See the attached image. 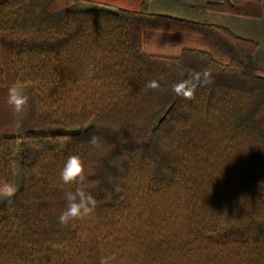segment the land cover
Segmentation results:
<instances>
[{"label": "trees", "instance_id": "16d2710c", "mask_svg": "<svg viewBox=\"0 0 264 264\" xmlns=\"http://www.w3.org/2000/svg\"><path fill=\"white\" fill-rule=\"evenodd\" d=\"M116 1L111 10L0 0V92L32 91V120L0 130V186L14 182L17 156L21 173L14 197L0 191V264H264L258 42L154 13L145 0ZM206 8L263 15L258 0ZM205 69L211 82L194 99L172 91ZM152 80L159 89L145 87ZM71 155L90 166L86 191L97 205L61 225L74 186L60 173Z\"/></svg>", "mask_w": 264, "mask_h": 264}, {"label": "rangeland", "instance_id": "374dc122", "mask_svg": "<svg viewBox=\"0 0 264 264\" xmlns=\"http://www.w3.org/2000/svg\"><path fill=\"white\" fill-rule=\"evenodd\" d=\"M145 1L149 4L150 10L152 12L159 14H167L172 16L177 15V13H174L176 10L187 9L192 4L194 6L193 8H196V10L199 8L204 9L203 10L204 12L201 14L200 12H196L194 14L180 13L179 15L189 16V18L191 19L197 18V21H201V22L222 25L231 29L235 34H237L242 38L257 41L259 44L258 48L260 47L259 49L257 48L258 52L256 51L257 57L261 60V62H263L262 64L264 65V0H258L261 2L263 7V15L262 17H260L261 18L260 20H254L257 19L254 17L236 16L231 14L225 15L221 13L210 12L206 10L207 8L205 9V4L207 0H151L150 3L149 0H145ZM213 3H218V2H213ZM118 5L119 3L116 0H76L74 4L76 8H91V7L100 6V7L110 8L111 10H115ZM164 5H168L169 8L171 7L170 10H174V12L170 13L172 11L163 10ZM1 57H2L1 65L3 71L7 73L9 69L10 53H9V47L4 42L1 44ZM19 87L21 91L29 97V104H30L32 98L31 89L30 88L24 89L21 86ZM5 91L7 92L8 89ZM5 91L0 92V124H2L0 126V130L8 133L21 132L25 128L24 127L25 123L29 120H32V116L30 115L31 113L29 111V104L23 113H19V114L14 113L12 107L7 104L8 94ZM17 120H20L21 122V126L19 128L15 127L14 125V122ZM10 124H12L11 129L5 128L7 127V125ZM13 167L15 170L13 183L18 188L20 186V181H21L18 156L14 161Z\"/></svg>", "mask_w": 264, "mask_h": 264}, {"label": "clouds", "instance_id": "9594fccd", "mask_svg": "<svg viewBox=\"0 0 264 264\" xmlns=\"http://www.w3.org/2000/svg\"><path fill=\"white\" fill-rule=\"evenodd\" d=\"M151 0H149V3ZM167 47V45L165 46ZM99 57V53H97ZM212 72L210 69H205L202 72L193 71L190 73L189 79L181 80L172 85V91L186 100L195 98V93L198 86L206 85L211 82ZM146 88L159 89L160 85L156 80L149 81ZM7 104L13 109L16 114L23 113L29 104V97L24 94L19 85H13L8 89ZM15 127L21 126L20 120L14 122ZM91 143H96L94 137ZM91 173L90 166H86L85 162L78 155H71L60 173V179L65 185L74 186L73 190L66 191L64 199L66 207L58 217L61 225H68L75 220H84L90 216L96 208L97 200L91 192L86 191V181ZM0 191L8 197L12 198L18 192V188L14 183L5 182L0 186ZM115 256L102 257L100 264H111Z\"/></svg>", "mask_w": 264, "mask_h": 264}, {"label": "crops", "instance_id": "0c3cea01", "mask_svg": "<svg viewBox=\"0 0 264 264\" xmlns=\"http://www.w3.org/2000/svg\"><path fill=\"white\" fill-rule=\"evenodd\" d=\"M222 0H207L206 1V4H205V9H206V5L208 4V3H210V2H221ZM194 6H193V4L192 5H190L187 9H181V10H176L175 12H174V10H170L171 9V7L169 8V6L168 5H164V7H163V10H166V11H172V12H170V13H177V15H176V17H181V18H187V19H191V18H189V16H182V15H179L180 13H184V14H194V13H196V12H200V14L201 13H203L204 11V9H202V8H199V9H197L196 10V8H193ZM167 8H169V9H167ZM202 9V10H201ZM206 10H208V9H206ZM208 11H210V10H208ZM210 12H213V11H210ZM214 13H219V12H214ZM221 14H223V13H221ZM225 15H230V14H225ZM173 16H175V15H173ZM191 17V16H190ZM194 20H196L197 21V18L195 19V18H193ZM193 19H191V20H193ZM261 18H257V19H254V20H260ZM260 48V47H259ZM258 48V49H259ZM258 52V51H257ZM257 52H256V59H257V61L261 64V66L262 67H264V65L262 64L263 62H261V60L257 57Z\"/></svg>", "mask_w": 264, "mask_h": 264}]
</instances>
